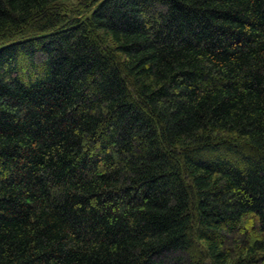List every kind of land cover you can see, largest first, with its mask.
Returning a JSON list of instances; mask_svg holds the SVG:
<instances>
[{
    "label": "trees",
    "instance_id": "trees-1",
    "mask_svg": "<svg viewBox=\"0 0 264 264\" xmlns=\"http://www.w3.org/2000/svg\"><path fill=\"white\" fill-rule=\"evenodd\" d=\"M0 264H264V0H0Z\"/></svg>",
    "mask_w": 264,
    "mask_h": 264
},
{
    "label": "rangeland",
    "instance_id": "rangeland-1",
    "mask_svg": "<svg viewBox=\"0 0 264 264\" xmlns=\"http://www.w3.org/2000/svg\"><path fill=\"white\" fill-rule=\"evenodd\" d=\"M62 2H65L67 4H72L73 2H75L76 0H61Z\"/></svg>",
    "mask_w": 264,
    "mask_h": 264
}]
</instances>
